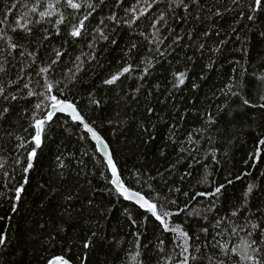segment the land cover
Returning <instances> with one entry per match:
<instances>
[{
  "label": "trees",
  "instance_id": "16d2710c",
  "mask_svg": "<svg viewBox=\"0 0 264 264\" xmlns=\"http://www.w3.org/2000/svg\"><path fill=\"white\" fill-rule=\"evenodd\" d=\"M73 2L0 0V264H264V0Z\"/></svg>",
  "mask_w": 264,
  "mask_h": 264
},
{
  "label": "snow or ice",
  "instance_id": "6c2138e0",
  "mask_svg": "<svg viewBox=\"0 0 264 264\" xmlns=\"http://www.w3.org/2000/svg\"><path fill=\"white\" fill-rule=\"evenodd\" d=\"M256 5L260 6L261 5V0H255ZM68 4L72 7V8H80V4L78 3H74L73 0H68ZM51 7V5H50ZM51 13H45V12H41L40 15L41 17L45 16V15H50ZM87 17H85L86 19ZM251 19V17H249ZM63 21V17H61V19L58 21V23ZM83 26V21H81V27ZM21 27H24V25H21ZM80 34V30L79 28H74L71 35L73 36H78ZM12 47H15V45H12ZM2 70V69H0ZM42 71H47V69H42ZM124 71H128V69H124ZM117 76H113L112 79L106 81V83L111 84L114 83L115 80L117 79ZM262 79H264V77H262ZM180 83H183V75H181V79H180ZM49 89H51L52 85L49 84L48 85ZM51 99L53 101H56V104L53 106L54 108L58 107L59 111L63 112V111H68L71 110L72 112V118L73 120H77V121H83V117L76 111L75 107L71 104V103H66L64 101H58L57 98L55 96H52ZM261 99H264V97H261ZM245 104H249L248 100H244ZM39 107V105L37 106ZM260 107H264V104H261ZM4 111H7V109H5ZM51 113L48 115L47 119H51ZM45 123L44 120H38L37 121V127L39 128L40 126H42ZM84 127L92 133L93 137L97 140H99V136L95 133V131H93V129L88 125V124H84ZM35 143L37 146H39L40 144V132H37V135L34 137ZM261 144H264V140L260 141ZM35 156V150L32 151V153L30 154V157H34ZM108 164L111 166L112 168V173L113 176L116 177V179H114L112 182L114 184L117 185V189L122 193L125 194L127 199H133V198H137V203H140L142 207H146L151 213L152 215H154L156 217L157 220H160L162 224H164V227L167 229L168 225L167 223H165V217L170 216L171 213H163V215L158 214L157 212V206L154 203H151L150 201L144 199L143 197L140 196L139 193H130L128 189L124 188L122 183L119 181V178L117 176V172H116V167L115 164L113 163L111 156L109 155L108 157ZM32 165L31 163L28 164V168H31ZM25 171H27V169H25ZM23 190L22 186L21 188L17 189V199H19V193ZM251 190V189H249ZM217 192L220 191L219 188L216 189ZM171 231L173 232H179L181 236L187 238V233L183 232L179 226L172 228ZM5 242L4 240V236L3 234H0V244H3ZM252 243H255L254 241ZM251 245L246 244L245 245V254L241 257V259H246L249 261H255V264H260L259 260L255 257V256H250L247 255V248H250ZM187 250V248H185V251ZM233 252L236 251L235 248L232 249ZM253 251H258V249H253ZM53 264H69V261L64 259L63 257H57L56 261L53 262Z\"/></svg>",
  "mask_w": 264,
  "mask_h": 264
},
{
  "label": "water",
  "instance_id": "95a60500",
  "mask_svg": "<svg viewBox=\"0 0 264 264\" xmlns=\"http://www.w3.org/2000/svg\"><path fill=\"white\" fill-rule=\"evenodd\" d=\"M58 101H64V102H66V103H71V104L75 107L76 111H77V112L83 117V121L81 122V121L73 120L71 110L61 112V111H59V108H58V107L54 108L53 106L56 104V101H52V102L48 105L47 112L45 113L44 117H42V118L39 119V120H45V119H47V117H48V115H49L50 113L52 114L51 116H54L56 113H62V114H64V115L69 116L73 121H75V122H79V123L82 125V128H83V129L87 132V134L89 135L90 139L94 142V144H95V146H96V149H97L98 153L101 154V156L104 158V160H105V162H106V164H107V166H108V169H109V171H110V173H111V181H113L114 179H116V177L113 176L111 166L108 164V157H109V155L111 156V159H112V161H113L114 164H115V162H114L113 157H112V152H111L110 146H109V144L107 143V141L105 140V138H104V137L102 136V134H101V133L95 128V126H93L89 121L86 120V118L82 115V113L80 112V110L77 108L76 104H75L73 101H70V100H68V99H63V98L58 99ZM37 121H38V120H37ZM37 121L35 122V134H34L33 137H32V140H33L34 142H35L34 137L37 135V132H40V137H41V126H40L39 128L37 127ZM85 123L88 124V125L93 129V131H95V133H96V134L99 136V138H100L99 140L95 139V138L93 137L92 133L89 132V131L84 127V124H85ZM115 167H116V172H117V176H118V178H119V181L122 183V185H123L124 188L128 189L130 193H139L141 197H143L144 199L150 201V200H149V199H148L143 193H141L140 191H138V190H136V189H134V188H131V187L125 185V184L123 183V181H122V178H121V176H120V174H119V171H118V168H117V165H116V164H115ZM112 184H113L115 187H117V185L114 184L113 182H112ZM124 196H125V194H124ZM125 198H126V196H125ZM126 199H127V198H126ZM137 199H138V197H137V198H133V199H128V200L133 201L134 203H136L137 205H139L141 208L146 209V207H142L140 203H137ZM150 202H151V201H150ZM57 257H60V256H57V255H53V256H51V257L49 258V260H48V264H53V262L56 261V258H57ZM64 259L68 260V261H69V264H83V262H73V261H71V260H69V259H67V258H64Z\"/></svg>",
  "mask_w": 264,
  "mask_h": 264
}]
</instances>
